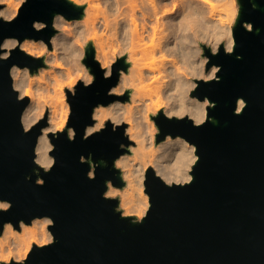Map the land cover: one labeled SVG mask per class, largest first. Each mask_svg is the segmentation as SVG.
<instances>
[{
  "label": "water",
  "instance_id": "1",
  "mask_svg": "<svg viewBox=\"0 0 264 264\" xmlns=\"http://www.w3.org/2000/svg\"><path fill=\"white\" fill-rule=\"evenodd\" d=\"M252 10L248 0L243 4L240 23L235 29L238 47L235 55L211 57V64L223 65L221 83L201 82L197 93L217 103L210 116L219 122L193 127L187 119L168 121L161 114L157 123L163 134L179 135L199 148L201 160L195 168V182L187 187H166L149 169L148 192L152 208L142 224L121 219L114 212L118 200L102 198L105 180L123 187L112 163L121 151L122 126L107 129L87 141L82 139L86 125L92 124L95 105H107L117 97H108L107 90L115 85L118 74L103 79L99 64L89 54L85 63L96 75L93 86H78L72 101L74 115L70 126L78 133L74 143L66 133L57 145L58 163L46 184L38 187L35 175L25 178L36 167L33 148L46 119L28 135L23 134L20 117L28 104L27 98L17 103L12 91L9 69L12 64L30 66L33 71L42 65L16 49L9 61H0V199L10 200L13 208L0 213V219L14 223L29 221L35 216L49 215L56 220L51 229L57 242L44 250L37 249L29 264H264V0H256ZM61 12L69 18L82 15L65 0H29L20 17L12 24L0 22V43L5 37H25L47 42L53 35V14ZM34 20L49 23V28L36 32ZM248 21L260 34L243 28ZM206 55L211 56L209 50ZM236 55H242L237 60ZM124 66L123 62L115 67ZM243 97L248 102L242 116L234 115L235 102ZM127 94L122 100H127ZM51 138V136H50ZM164 135L158 137L162 140ZM93 153V159L104 158L108 167L97 169V178L89 180V165L80 163V156ZM30 222V221H29Z\"/></svg>",
  "mask_w": 264,
  "mask_h": 264
},
{
  "label": "clouds",
  "instance_id": "2",
  "mask_svg": "<svg viewBox=\"0 0 264 264\" xmlns=\"http://www.w3.org/2000/svg\"><path fill=\"white\" fill-rule=\"evenodd\" d=\"M82 10V15L69 18L61 12L53 14L51 35L45 39L25 37L23 42L14 36L0 43V61H9L16 49L42 65L35 71L30 66L12 64L9 69L12 91L17 103L27 98L20 124L28 135L46 118L47 126L40 128L33 148L32 174L26 176L44 187L41 175L50 174L57 165V145L66 133L69 142L77 139V131L70 126L74 115L72 101L78 86L94 85L96 75L85 63L89 54L99 64L103 79L110 80L114 71L117 82L106 95L117 97L107 105L99 103L92 109V124L86 125L82 139L87 141L107 129L123 128L121 154L112 167L119 174L123 187L111 179L105 180L102 198L118 200L114 212L121 219L142 224L152 208L148 192L149 169L166 187H187L195 182L194 171L201 160L199 148L182 136L163 134L157 121L161 114L168 121H190L195 128L207 123L218 124L210 116L217 103L197 93L201 82L221 83L218 75L223 65L212 63L223 46L225 55H235L238 42L235 29L240 23L241 0H65ZM29 0H0V22L12 24L18 20ZM252 10H258L256 0H248ZM248 32L260 34V29L243 22ZM32 28L43 32L49 23L34 20ZM209 50L211 56L205 54ZM242 60V55H236ZM124 66L115 67L119 62ZM127 100L119 98L125 97ZM248 107L243 97L235 102L234 115L242 116ZM164 135L162 140L158 137ZM51 136V138H50ZM81 155L80 163L89 165V180L97 178V169L108 167V161ZM10 200L0 199V213L13 208ZM30 221V222H29ZM29 221L0 219V264H29L32 254L57 242L51 230L56 220L49 216H35Z\"/></svg>",
  "mask_w": 264,
  "mask_h": 264
},
{
  "label": "rangeland",
  "instance_id": "3",
  "mask_svg": "<svg viewBox=\"0 0 264 264\" xmlns=\"http://www.w3.org/2000/svg\"><path fill=\"white\" fill-rule=\"evenodd\" d=\"M23 42V41H22Z\"/></svg>",
  "mask_w": 264,
  "mask_h": 264
}]
</instances>
